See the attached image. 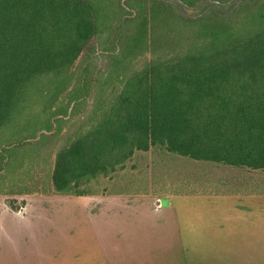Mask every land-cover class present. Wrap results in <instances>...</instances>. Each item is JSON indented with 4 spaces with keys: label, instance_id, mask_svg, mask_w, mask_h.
Here are the masks:
<instances>
[{
    "label": "trees",
    "instance_id": "obj_1",
    "mask_svg": "<svg viewBox=\"0 0 264 264\" xmlns=\"http://www.w3.org/2000/svg\"><path fill=\"white\" fill-rule=\"evenodd\" d=\"M123 1L0 0V179L77 119L45 176L54 194L264 198V0ZM32 179L0 195H32Z\"/></svg>",
    "mask_w": 264,
    "mask_h": 264
},
{
    "label": "rangeland",
    "instance_id": "obj_2",
    "mask_svg": "<svg viewBox=\"0 0 264 264\" xmlns=\"http://www.w3.org/2000/svg\"><path fill=\"white\" fill-rule=\"evenodd\" d=\"M101 46V37H95L76 67L93 50L100 52ZM99 56L98 68L108 75L111 59ZM151 57L148 53L140 58L137 70ZM74 122L49 143L40 145V137L36 140L38 153L31 172L26 168L13 175L2 172L1 176L8 175L0 179L5 192L17 193L25 179L33 177L36 182L32 195H0V264H264V198L251 202L166 198L162 206L167 208L171 201V210L152 213L150 209H160L159 201H146L145 208L137 209L144 200H81L52 193L45 176L51 173L56 154L68 144V136L77 131ZM137 165L139 171L132 174H146L142 172L147 163L139 160ZM218 175L229 182L243 177L231 171ZM103 183L93 187L108 186L106 180ZM44 188L49 190L42 193ZM127 205L133 207L125 211ZM239 206L250 211H240Z\"/></svg>",
    "mask_w": 264,
    "mask_h": 264
},
{
    "label": "crops",
    "instance_id": "obj_3",
    "mask_svg": "<svg viewBox=\"0 0 264 264\" xmlns=\"http://www.w3.org/2000/svg\"><path fill=\"white\" fill-rule=\"evenodd\" d=\"M105 199L106 198H111V197H104ZM113 199H118L119 197H112ZM120 198H122V197H120ZM133 201H135L134 199H132ZM146 201H149V202H155V201H153V200H150V199H145L144 201H142V202H138L137 204H138V206H137V209H140V208H145V203H146ZM164 201V200H163ZM163 201L161 202L162 204H165V203H163ZM136 203V202H135ZM159 203H160V201H159ZM152 204V203H151ZM166 204H167V202H166ZM168 205V207L167 208H165V207H162V208H160L159 210H157V209H155V210H152V209H150L151 211L150 212H152V213H156V212H159V213H161V212H163V213H165V212H168V211H170L171 210V207H172V202L170 201V203H168L167 204ZM133 206L132 205H127L125 208H126V210L125 211H129V209H127V208H132ZM150 208H151V205L149 206ZM154 209V208H153ZM146 210V209H145ZM148 212H149V210H147ZM135 220V219H134ZM13 241V240H12Z\"/></svg>",
    "mask_w": 264,
    "mask_h": 264
},
{
    "label": "flooded vegetation",
    "instance_id": "obj_4",
    "mask_svg": "<svg viewBox=\"0 0 264 264\" xmlns=\"http://www.w3.org/2000/svg\"><path fill=\"white\" fill-rule=\"evenodd\" d=\"M159 204H160V205H159V208H162V207H163V206H162V203L160 202Z\"/></svg>",
    "mask_w": 264,
    "mask_h": 264
}]
</instances>
